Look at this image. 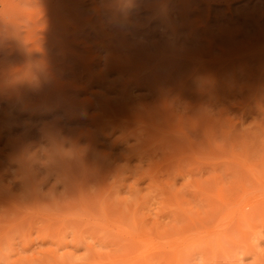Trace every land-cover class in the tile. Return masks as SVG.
Returning a JSON list of instances; mask_svg holds the SVG:
<instances>
[{"label":"rangeland","instance_id":"374dc122","mask_svg":"<svg viewBox=\"0 0 264 264\" xmlns=\"http://www.w3.org/2000/svg\"><path fill=\"white\" fill-rule=\"evenodd\" d=\"M262 2L0 0V264H264V45L243 23L256 7L264 26ZM57 3L68 48L41 28ZM205 23L242 52L206 43ZM88 80L77 101L102 95L108 121L57 95ZM219 235L224 259L205 248Z\"/></svg>","mask_w":264,"mask_h":264},{"label":"bare ground","instance_id":"6f19581e","mask_svg":"<svg viewBox=\"0 0 264 264\" xmlns=\"http://www.w3.org/2000/svg\"><path fill=\"white\" fill-rule=\"evenodd\" d=\"M29 1V0H28ZM201 3L203 2L205 5H206V9L208 10L209 8H210V4H215V5H219V4H225L228 8H229V3L230 2H234L235 0H199ZM259 1H262V0H259ZM199 4V3H198ZM5 5H7V1H5V3H3L2 4V7L3 6H5ZM262 6H264V2H262ZM6 7H8L9 8V6L7 5ZM11 7H15V5H13V6H11L10 5V9H11ZM226 7V8H227ZM258 7V6H257ZM26 8V7H25ZM25 8H23V10L25 9ZM259 8V7H258ZM258 8H257V10H258ZM262 8V7H261ZM3 9H4V7H3ZM9 9V10H10ZM49 8H46V11L48 10ZM65 9H66V6L65 5H62V4H59V3H57L54 7H51L50 8V10H49V14H50V17L48 18V21H47V23L49 22V24H47L46 26H43V27H41L42 28V30H45L46 31V37H45V39L44 40H46L47 42L46 43H49V45L51 44V43H53L54 45H56V44H58V46L60 45V44H62L61 46H63V47H65L67 44L69 45V40H68V38H67V31L65 30V29H60L59 28V30L60 31H57V33H58V36L59 37H56V29H57V25L56 24H59V27H60V22H59V15L61 14V13H63L64 11H65ZM26 10H28V8L26 9ZM26 10L24 11V12H26ZM259 11V10H258ZM34 12V11H33ZM255 12H256V7H255V9H253V11H251L249 14H246V16L247 17H249V19L247 20H244V24H245V26H248V25H250V27H252L253 29H254V33H255V36L254 35H251V37H253L254 36V38L256 39V40H258V44H259V42L262 44V45H264V26H262V24H260V21H258L256 18H255ZM261 12V11H260ZM28 13H32V10H30L29 9V12ZM40 13V12H39ZM47 13H48V11H47ZM247 13V12H246ZM258 16V18H261L262 20H264V12H261V13H256ZM39 16L41 15V13L40 14H38ZM37 15V16H38ZM189 15V14H188ZM39 16H38V18H39ZM41 17V16H40ZM186 17H187V15H186ZM205 17H206V15H205ZM244 18H246V17H244ZM188 20V22H190L189 21V19H187ZM231 20V19H230ZM38 19H36L35 18V20L34 21H31L34 25L36 24L37 25V23H38ZM262 22H264V21H262ZM194 23V22H193ZM192 23V24H193ZM74 24V23H73ZM206 24V23H205ZM207 24H208V22H207ZM206 24V25H207ZM226 24H228V23H226ZM75 26L74 27H76L75 29H74V36H76V37H83V38H85V36L83 35L84 33H83V29L82 30H79L78 28L80 27H78V25L77 24H74ZM194 25V24H193ZM192 25V26H193ZM191 26V25H190ZM195 26V25H194ZM193 26V27H194ZM204 26V25H203ZM229 26V25H228ZM242 26H244V25H242ZM207 27H208V25H207ZM221 27V26H220ZM219 27V28H220ZM224 26L222 25V28H223ZM227 27V26H226ZM226 27H224L225 28V34L223 33V31H222V33L224 34H221V33H216V31H214V30H211V29H209V28H211L210 26L208 27V29L206 28V26H205V28H206V30H205V28H204V30H205V35L203 34V38L205 39H203L204 41H206V43H213L214 44V48L215 49H217V51H220V53H222V54H235V53H237L238 54V52H242V50H243V47L242 46H240L241 45V43L239 44V42L238 41H236V42H238V43H236L235 42V36H233L234 35V33L232 34V35H228V30L229 29H227ZM239 27V26H238ZM202 28V27H201ZM200 28V29H201ZM215 28H217V27H215ZM197 29V28H196ZM239 29V28H238ZM193 31L192 32H194V30L195 29H192ZM221 30V29H220ZM224 30V29H223ZM227 30V31H226ZM234 30H235V28H234ZM237 30V29H236ZM197 31V30H196ZM215 33H214V32ZM217 31H219V30H217ZM201 32H204L202 29H201ZM241 32H242V30H241ZM197 33H199V30L197 31ZM247 33V32H246ZM253 33V34H254ZM235 34H237V33H235ZM247 35H248V33H247ZM95 36H97V35H95ZM249 36V35H248ZM244 38V37H243ZM99 39V38H98ZM237 39H239V38H237ZM236 39V40H237ZM248 39V38H247ZM249 39H250V37H249ZM253 38H251V40H252ZM260 39V40H259ZM35 40H36V38H35ZM85 41H86V39H84ZM101 40V39H100ZM246 40V39H245ZM98 41V40H97ZM102 41H103V39H102ZM101 41V42H102ZM195 41V40H194ZM193 41V42H194ZM240 41V40H239ZM253 41V40H252ZM250 42V40L246 43V44H248L249 42L252 44L253 42ZM255 41V40H254ZM87 42V41H86ZM192 42V43H193ZM246 42V41H245ZM100 43V42H99ZM257 43V41H255V45H257L256 44ZM39 44V43H38ZM52 44V45H53ZM96 44H98V42H96L95 43V45ZM250 44V46H252ZM41 45V44H40ZM43 45V44H42ZM68 45H67V48H68ZM260 46V45H259ZM70 47V46H69ZM241 47V48H240ZM248 47V46H247ZM255 47H257V46H254V48ZM262 47H264V46H262ZM253 48V49H254ZM101 47H96L95 48V46H91V45H88L87 46V51H89V50H92L91 51V53H92V57L93 58H98L99 56H100V52H101ZM207 49V48H206ZM249 50H251V47L250 48H248L246 51H244V52H249ZM262 50V49H261ZM87 51H82V53H80V52H78V51H75V55L74 56H76L75 57V61H77L78 62V65L77 64H75L76 66H79V67H77V68H79V72L80 73H82L83 72V74L85 73V74H87V75H89L88 77H92L93 75L91 74V67L95 64V61L93 60V58L91 59V60H89V61H87V55H86V53H87ZM189 51V50H188ZM191 51V50H190ZM193 52H194V50H192ZM199 52V50L197 51V53ZM207 52V58L208 59H206V57H205V60H206V63L205 62H203V64L205 65L206 64V67L208 68V66L210 67L211 65H208L207 64V62L209 63H211L212 64V66L211 67H213V63H215V64H217L218 62H219V60L217 61V63H216V60H217V58L215 57V58H213V57H211V52H210V50H208V51H206ZM205 52V53H206ZM244 52H243V54H244ZM247 52V53H248ZM250 52H252V51H250ZM250 52L248 53V54H250ZM143 53V52H142ZM195 53H196V51H195ZM239 53V54H240ZM255 53V51L253 52V53H251V54H254ZM168 54V53H167ZM200 54H201V52H200ZM203 54V53H202ZM193 55V54H192ZM245 55V54H244ZM164 56V55H163ZM166 56V55H165ZM164 56V57H165ZM194 56V58L196 57V54L195 55H193ZM205 56V55H204ZM234 56V55H233ZM138 57V56H137ZM159 57V56H158ZM164 57H162V58H164ZM223 57H224V55H223ZM248 57V56H247ZM106 58H112V66L114 65L115 67H116V69H117V72H119V73H121L123 70H122V68L124 67V64L123 63H119V61L118 60H115V58L114 57H111V56H107V57H105L104 59H106ZM133 58H135V57H133ZM161 58V59H162ZM177 58V57H176ZM179 58V57H178ZM77 59V60H76ZM137 59V58H136ZM202 59V58H201ZM219 59V58H218ZM221 59V58H220ZM223 59V58H222ZM158 60V59H157ZM182 60H183V58H182ZM195 60V59H194ZM197 60V59H196ZM200 60V59H199ZM208 60V61H207ZM229 60V59H228ZM5 61V60H4ZM74 61V62H75ZM105 61H107V59L105 60ZM126 61H127V59H126ZM139 61V60H138ZM180 61V60H179ZM192 61V60H191ZM204 61V60H203ZM221 61V60H220ZM224 61V60H223ZM262 61V60H261ZM227 62V61H226ZM262 62H264V61H262ZM130 62H128V64H129ZM135 63V62H134ZM202 63V62H201ZM200 63V65L202 66V64ZM225 63V62H224ZM233 63V62H232ZM142 64V63H141ZM140 64V65H141ZM160 64V63H159ZM195 64H196V62H195ZM227 64H230L229 62L227 63ZM72 65H74V64H72ZM107 65V64H106ZM105 65V66H106ZM174 65H175V63H174ZM173 65V66H174ZM194 65V64H193ZM192 65V66H193ZM204 65L202 66V67H204ZM208 65V66H207ZM218 65V64H217ZM262 65V64H261ZM134 66V65H133ZM144 66V65H143ZM142 66V67H143ZM197 66V65H196ZM201 66H198V67H201ZM144 67H146V66H144ZM165 67V66H164ZM178 67V66H177ZM190 67V66H189ZM197 67V68H198ZM201 67V68H202ZM73 68V67H72ZM193 68V67H192ZM196 68V69H197ZM73 69H75V68H73ZM116 69H114V70H116ZM189 69V68H188ZM204 69V68H203ZM211 68H209V70H210ZM77 70V69H76ZM126 70V69H125ZM132 70H134V69H132ZM156 70V69H155ZM175 70V69H174ZM173 70V71H174ZM201 70V69H200ZM200 70H199V73H200ZM111 71V70H110ZM184 71V70H183ZM155 71H153V73H151L152 75H150V78L152 79V80H155V78L157 77L156 75H155V73H154ZM170 72V71H169ZM179 72H181V71H179ZM204 72H205V70H204ZM207 72H209V71H206V73ZM197 73V72H196ZM203 73V72H202ZM159 74H163V73H159ZM204 74V73H203ZM165 75V74H164ZM175 75V74H174ZM205 75V74H204ZM149 76V75H148ZM170 76V75H169ZM178 76V75H177ZM144 78V77H143ZM143 78H139V77H136L135 79H134V83L135 84H139V82H143L142 80H140V79H143ZM145 78H148V77H145ZM144 78V79H145ZM190 78V77H189ZM92 79V78H91ZM143 79V80H144ZM158 79V78H157ZM156 79V80H157ZM103 80V79H102ZM102 80H99L98 82H96L97 84L96 85H99V86H102V84L104 83V81H102ZM178 80V79H177ZM146 81V80H145ZM144 81V82H145ZM76 82V81H75ZM78 82V81H77ZM149 82H151V81H149ZM94 83V82H93ZM146 83V82H145ZM154 83H155V81H154ZM185 84V83H184ZM185 86V85H184ZM90 87H92V81H90V80H88L87 82H84V83H76V85L74 86V87H70V86H68V87H66V88H64V87H62L61 89H60V91L58 92V96L62 99V102H64V103H66V105H67V107L68 108H70L69 110H68V115H73V116H75L76 114H75V111L77 110H85L86 109V107L88 108V107H94L96 110H97V112L94 114V119H98V120H100V122L101 123H103L102 122V119H104V118H106V120H107V118H108V120H109V116L108 115H105V116H103V110H105L104 111V114H106L105 112L107 111L106 109H105V106H107L106 105V101H104V100H102V97H100V96H102V95H100V96H98V97H100L101 98V100L97 97H93V96H91V95H89L90 97L88 98V99H86L85 100V102H86V107L85 106H83V104H82V102H80V101H77V96L80 94V93H85V91H88V90H90L89 88ZM105 103H104V102ZM110 105V104H109ZM109 105L107 106V107H109ZM121 105V104H120ZM123 105V104H122ZM121 105V106H122ZM85 107V108H84ZM113 107V106H112ZM124 107V106H123ZM138 107V106H137ZM104 108V109H103ZM118 108V107H117ZM121 108V107H120ZM123 109H125V108H123ZM147 109V108H146ZM122 110V109H121ZM139 111V110H138ZM110 111H108V113L107 114H111V112L109 113ZM115 112H117V110L115 111ZM123 112V111H122ZM125 112V114H126V111H124ZM128 112V111H127ZM149 112V111H148ZM119 113V112H118ZM145 114V113H144ZM112 115H114V114H112ZM111 115V116H112ZM119 115V114H118ZM107 116V117H106ZM115 116V115H114ZM123 116V115H122ZM121 116V117H122ZM125 116V115H124ZM133 115H131V117H132ZM151 116H153V115H151ZM100 117V118H99ZM116 117V116H115ZM130 117V116H129ZM150 117V116H149ZM137 118H139L138 116H137ZM152 118V117H151ZM122 119V118H121ZM128 119V118H127ZM106 120L104 121V122H106ZM107 120V121H108ZM112 120H113V117H112ZM112 120H111V123H112ZM114 120H116L115 118H114ZM113 120V121H114ZM123 120V119H122ZM121 120V121H122ZM124 120H126V119H124ZM117 121H118V118H117ZM142 122V121H141ZM114 123H115V121H114ZM154 123V122H153ZM106 124H108V122L106 123ZM114 125V124H113ZM119 125V124H118ZM158 127V126H157ZM118 128V127H117ZM179 141V140H178ZM181 142V141H180ZM179 142V143H180ZM187 143V142H186ZM189 144V143H188ZM187 144V145H188ZM246 220V217L244 216L243 217V219L242 220H240V221H245ZM240 221L238 222V226L240 225ZM213 241L212 242H210L209 241V243H207L206 244V249L207 250H209V252L211 251V253H214L213 252V250H215L216 251V249L220 252V255H221V257H223V259H224V257H227L228 256V252H227V250L222 246V244H221V240H222V237H221V235H219L218 237H216V238H214V239H212Z\"/></svg>","mask_w":264,"mask_h":264},{"label":"clouds","instance_id":"9594fccd","mask_svg":"<svg viewBox=\"0 0 264 264\" xmlns=\"http://www.w3.org/2000/svg\"><path fill=\"white\" fill-rule=\"evenodd\" d=\"M136 0H123L125 7H132L135 5Z\"/></svg>","mask_w":264,"mask_h":264}]
</instances>
